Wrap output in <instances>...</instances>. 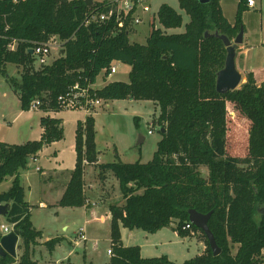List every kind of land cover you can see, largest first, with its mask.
<instances>
[{
	"label": "trees",
	"instance_id": "16d2710c",
	"mask_svg": "<svg viewBox=\"0 0 264 264\" xmlns=\"http://www.w3.org/2000/svg\"><path fill=\"white\" fill-rule=\"evenodd\" d=\"M108 2L88 6L84 0H25L0 6L8 25L5 30L0 18V35L5 37L0 39V73L7 64L22 67L20 79L9 80L22 110H29L34 100L44 111L61 110L58 95L75 83H95L114 61L130 66L128 81L108 82L95 90L96 97L146 100L159 107L156 122L161 139L150 161L123 163L115 156L114 161L98 165L113 173L121 193V199L108 206L112 253L108 264L264 263V209H259L264 205V70L248 71L238 89L226 93L215 89L216 72L224 65L226 51L213 34L230 39L238 33L246 0H239L233 24L223 16L219 0L205 4L178 0L189 17L179 33L167 29L180 28L182 15L163 3L156 12L161 28L151 24L144 44L131 43L129 30H119L112 22L89 19L85 23L89 15L107 12ZM53 36L63 43V55L34 69L36 58L30 49ZM12 39L17 40L13 52L6 48ZM227 104L237 119L246 120L244 157L227 149ZM40 125L38 140L0 142V183L12 177L9 189L0 193V204L9 205L5 220L20 239L17 257L0 255V264H36L30 247L41 232L31 223L19 173L29 157L61 140L64 133L58 118L42 116ZM75 152V167L58 202L62 207L85 203L84 165L97 159L91 115L77 123ZM201 167L207 169L206 176ZM190 209L212 212L208 226L220 248L218 255L212 254L203 231L192 223L191 229L204 235L206 248L183 262L166 255L141 257L138 246H122L120 227L154 233L172 226L178 235H188L189 230L181 227L189 222ZM58 241L48 240L47 248L51 250ZM234 244L238 246L233 253Z\"/></svg>",
	"mask_w": 264,
	"mask_h": 264
},
{
	"label": "rangeland",
	"instance_id": "374dc122",
	"mask_svg": "<svg viewBox=\"0 0 264 264\" xmlns=\"http://www.w3.org/2000/svg\"><path fill=\"white\" fill-rule=\"evenodd\" d=\"M94 2H107L113 0H93ZM222 5V11L225 17L232 23L235 22L238 9V0H220ZM256 5L254 8L247 6L245 10L241 12V25L243 27V39L244 46L248 48L249 58L247 61H253L258 67L264 68V0H255ZM166 3L173 7L177 12L182 15L183 22L180 28H177L168 33H179L184 31V24L188 22L189 17L185 12L180 9L178 0H144V4L149 6V11H142L140 8L136 11V16L140 19V22L133 26L128 34V39L131 43L144 44L149 32L151 30V24L156 28H161L157 21L156 12L160 4ZM237 33L230 37L233 41ZM59 44H63L58 39ZM62 48L57 49V54H51V57L62 56ZM237 56L235 58L236 67H241L242 62L240 54L238 53L242 44L237 46ZM239 54V55H238ZM247 57V55H246ZM113 64L116 67V73L113 74L107 81L111 79H119V81H128V74L130 66L123 64L119 61H114ZM239 65V66H238ZM40 66L35 61L33 68L38 69ZM242 73L241 84L246 81L245 70H240ZM22 73V67L14 64H7L5 66V72L0 73V142L8 144H23L26 141L38 140L40 136V117L45 114L41 108H29V110H22L19 105L17 95L11 89L10 81H6V78L10 80H19ZM7 75V77H6ZM106 81V80H105ZM103 73L101 72L97 76V80L94 83V88H101L104 85ZM239 85V87L241 86ZM107 100L101 99V105L98 107H92L90 112L87 113L94 117L95 128V144L96 150L99 152L98 156L101 162L114 161L117 155L123 163H134L139 161L140 163H147L152 159L153 153L157 148V142L161 139V133L159 132L160 126L156 120L159 115V107L156 103L143 100H116L115 103H106ZM228 119H227V144L228 152L238 154L244 157L245 152V139L247 136L246 120L243 118L237 119L232 107L227 104ZM63 121V138L55 143L50 144L44 148V155L42 154L35 161L30 157L27 160V169L24 170L22 183L26 187V199L32 205L31 222L37 230H42L44 234L51 237H56L61 240L63 246L70 247V240L73 239V231L79 226L83 225L84 218L76 212L64 213L59 215V218L53 220L49 216V209H41L38 207L37 190L28 192V184L34 187V183L39 178V173L36 171L37 166L49 168L53 163L49 161L46 155L58 157L63 165L69 166L74 160V151L72 145L75 140V128L76 121H82L86 112L81 109H61L58 114ZM151 130V133H148ZM139 135L144 137L143 142L138 143ZM56 152V155H54ZM117 157V158H118ZM36 168V169H35ZM203 175L206 176L207 169L200 168ZM97 178V174L93 176ZM86 178L91 179L90 171L86 173ZM109 181L106 185L110 191V197L112 202H117L121 199V193L118 188V181L116 182L114 176L109 175ZM95 179L93 181H95ZM87 180V181H88ZM96 182V181H95ZM91 183V182H90ZM116 184V185H115ZM11 182L9 180L2 181L0 183V193L9 189ZM89 186V184H88ZM91 188V193L88 195L96 194ZM33 190V189H32ZM99 203V202H98ZM96 207L99 210H103L104 205ZM103 203V202H101ZM104 204V203H103ZM260 210L264 209V205L260 206ZM1 224V222H0ZM137 237L135 242H140L143 239V234L150 237L151 234L143 230L136 229ZM197 237L200 238L205 244V237L200 231ZM191 231H188L190 234ZM96 235L95 233L92 236ZM58 236V237H57ZM61 237H64L61 238ZM180 236L175 238L171 227L162 228L158 233L156 239L161 242L159 244V250L155 253H164L167 257L175 262H183L196 253L201 254L200 245L194 237L191 240L188 237L183 238ZM36 243L31 245L30 250L37 245ZM54 239V238H52ZM94 241V240H93ZM131 240H128L130 243ZM132 242L131 243H135ZM46 245V242H44ZM89 251H92L96 261L102 263L108 258L107 254V242L106 240H99L88 243ZM237 244L232 245V252L234 253L237 248ZM47 247V245H46ZM32 251V250H31ZM47 253H41L36 258L43 260ZM83 250L77 249V252L72 253L73 258H78L79 261L82 258ZM41 257H43L41 259ZM264 264V263H262Z\"/></svg>",
	"mask_w": 264,
	"mask_h": 264
},
{
	"label": "crops",
	"instance_id": "0c3cea01",
	"mask_svg": "<svg viewBox=\"0 0 264 264\" xmlns=\"http://www.w3.org/2000/svg\"><path fill=\"white\" fill-rule=\"evenodd\" d=\"M220 2H222V1L219 0V4H220L221 10H222V6H221L222 4ZM238 2H239V0H238ZM255 5H256V2L254 4V7H255ZM254 7H252V8H254ZM222 14L225 17L223 11H222ZM226 20L229 23L233 24L227 18H226ZM132 28H133V26H132ZM131 29H130V31H131ZM172 30H175V29H167V32L172 31ZM243 38L244 37L242 36V43H241L242 48L238 52L240 54V59H241L242 65H241V67H236L237 70L240 73H241L240 70H245V74L248 71H255L256 72V71L264 70L263 67L256 66L253 61H247L246 58H249L250 53L248 51V48H246V46H244V44H243V42H244ZM60 47H62L61 44L52 48L51 54L52 53H53V55H54V53L57 54V49H59ZM237 50H238V48H237ZM51 54L48 57V61H47L48 64H51L55 59L59 58L58 56L51 57ZM246 55H247V57H246ZM236 56H237V53H236ZM111 76H109V77H111ZM6 77H7V75H6ZM109 77L107 78L105 75H103V81L105 82L104 85L107 84L108 82L119 81V79H111V80L107 81V79H109ZM9 80L10 79L6 78V81L9 82ZM96 80H97V78H96ZM123 82H127V81H123ZM17 98H18V96H17ZM120 100L132 101L134 99L128 98V99H120ZM143 101H146V100H143ZM115 102H116V100H107L106 101V103H110V104H113ZM60 111L61 110H55V111L46 110V111H44L45 114L43 116L48 115V116L53 117V118H58L61 120L62 126H63L62 118L58 116ZM87 115L88 114L86 113L85 118L87 117ZM85 118L82 121L77 120L76 126H77L78 122H83L85 120ZM75 130H76V128H75ZM41 133H42V127L40 125V135H41ZM39 138H40V136H39ZM139 139H141V141L143 142L144 137L139 135ZM58 141H60V140H58ZM58 141H54L52 143H55ZM52 143H50V144H52ZM50 144H47L46 146H49ZM46 146H44L39 152H37L34 156H31L30 158L35 161L38 157H40L44 153V148ZM72 150L74 151L75 157H74L73 162L69 166L63 165L62 161L58 157L46 155V157L48 159L50 157H53L52 160L49 159V161L51 163H53V165H51L49 168L37 166L36 167L37 169L36 168L35 169L39 173V178L34 183V187L29 185V184L27 187H28L29 193H32V191L37 190L38 207L41 209H49L50 210L49 216L53 220H55L56 218H59L60 214L63 215L64 213L76 212L79 215L83 216L84 222H83V225L79 226V228H76L73 231V239L70 240V242H69L70 247H66V246L61 245L62 242H61V240H59L52 247V249L49 250L46 247V245L44 244V242H47L48 240H50L52 238H56V237H51L49 235L44 234V232L42 230H38L41 232V236H40V238H38L37 245H35L31 249L32 250L31 251V258H32V260H34L36 262V264H108L110 256H111L110 254L107 253L108 258H106V260L104 262L98 263L96 261L94 255H93L92 251H89V245H88V243L94 242L96 240L97 241L106 240L107 249H108L110 247V244H111V238H110L111 214H110V211L108 208L109 204L112 203L111 197H110L111 194L109 192L110 191L109 189H111V188L108 187V190H107L106 185L109 181L108 177H109L110 173H111V175H113V173L111 171L100 170L98 168L99 164L107 163V162H101L100 161L99 156H98L99 155L98 151H97L96 161L93 163H88V164L84 165L83 193L85 196V203L82 206H78V207H62V206L58 205V202L61 199V197H62V195H63V193L67 187V184L69 182L70 172L75 167V162H76L75 140H74V143L72 145ZM54 155H56V152H54ZM118 159H119V157H118ZM109 162H112V161H109ZM129 163H131V162H129ZM25 169H27V165H26ZM25 169L20 171L19 179L20 178L22 179L23 172ZM88 170L90 171V177H91L90 180H88L86 178V173L88 172ZM94 174L95 175L97 174L96 179L93 177ZM94 179L96 182L93 181ZM114 179H116L115 176H114ZM6 180H9L11 182L12 177H7L4 181H6ZM115 181L117 182V179ZM20 183H21L23 190H24V201L29 206V213H30V218H31L32 205L26 199V192L27 191H26V187L22 183V180H20ZM88 184H89V186H88ZM90 186H92V190H94L96 192V194H91L89 196L88 192L91 193V190H90L91 188H88V187H90ZM2 192H4V191H2ZM101 202H103L104 204ZM97 203L101 207H102V205H104L103 207H105V208L103 210H99L98 207H96ZM0 222H1V224L8 225L10 228H12V225L8 224L6 222L5 216L0 215ZM33 227H34V225H33ZM169 227H171L175 238L180 237V235H178V233L173 230L172 226H169ZM81 228L84 229V235L86 237L85 240H82L80 238L79 233H80ZM163 228H166V227H163ZM34 229L37 230V228H35V227H34ZM135 230L136 229L129 230L127 228L120 227V242H121L122 246H138L141 257H156V256L166 255L164 253H155V252H157V250H159V244L161 243L156 239V237H158V233L162 230V228L157 230L154 233H150L151 234L150 237H147L145 234H143L144 235L143 239L140 242L134 241L135 238L137 237ZM94 233L96 235L92 236V234H94ZM0 234L2 235L1 230H0ZM197 234H198V232L191 231L190 234L184 236L183 238L188 237V239L191 240V238L194 237L195 240L197 241L198 245H200V248H201L200 252L202 254L205 250V244H204V242H202L200 240V238L197 237ZM61 238L64 239V237H61ZM128 240H131V242L133 240V242H135V243H131V242L128 243ZM19 241H20V239L18 238L17 245H16V257L20 253V250H18V248H17ZM80 248L83 250V254H82L81 260L79 261L78 258H73L71 255L73 252H77V249L80 250ZM44 252L47 254H46V256H44L43 260L36 258L37 255L44 253ZM196 255H200V254L196 253L194 256H196ZM42 258L43 257H41V259Z\"/></svg>",
	"mask_w": 264,
	"mask_h": 264
},
{
	"label": "built area",
	"instance_id": "2783aa9c",
	"mask_svg": "<svg viewBox=\"0 0 264 264\" xmlns=\"http://www.w3.org/2000/svg\"><path fill=\"white\" fill-rule=\"evenodd\" d=\"M22 1L25 0H0V6L4 3H9L12 6H15ZM247 7H254L255 0H246ZM107 8V12L99 13V14H91L86 17L85 23L89 21V19L98 20L100 23H109L112 22L116 25L119 30L126 29L130 32L132 26L138 24L140 19L135 15L138 8L142 11H149V7L147 4H144V0H113L109 1ZM0 18L2 22L5 24V30L8 28L6 23V14L0 13ZM84 23V24H85ZM86 25V24H85ZM0 39H5L3 35H0ZM60 45L58 42V38L53 36L50 37L47 41L35 44L30 50H32V54L35 56L37 63L39 66L48 65V57L51 54L52 48ZM17 47V40L12 39L10 40L6 48L9 51H15ZM116 72V67L111 63L108 71H102L103 75L107 78ZM106 73V74H105ZM94 83H88L85 86H81L79 83H75L72 86L68 87V89L58 95L57 97V104L59 109H81L86 113L90 112L92 107H98L101 105V99L96 97ZM40 102L38 100H34L30 104V108H39ZM151 130H148V133H151ZM182 230H189L191 229V222H186L182 227ZM0 230L2 235L10 232L12 228L8 225L1 224ZM80 238L85 240L86 237L84 235V229H80ZM108 254L111 253V249L107 250Z\"/></svg>",
	"mask_w": 264,
	"mask_h": 264
},
{
	"label": "water",
	"instance_id": "95a60500",
	"mask_svg": "<svg viewBox=\"0 0 264 264\" xmlns=\"http://www.w3.org/2000/svg\"><path fill=\"white\" fill-rule=\"evenodd\" d=\"M198 1L201 4L209 2V0ZM84 2L88 6L94 3L93 0H84ZM205 36H207V33H205ZM213 36L222 41L226 51L224 65L216 72L215 89L219 93H226L228 91L238 89L242 81V74L236 68L235 58L237 46L242 43L243 27H239V31L233 41H231L226 35L219 34L218 32H215ZM30 53H32V50H30ZM161 131L163 132L164 129L162 128ZM140 142H142L141 139L138 140V143ZM8 208V204H0V215L5 216L7 214ZM211 213L212 212L210 211L202 214L197 212L195 209H190L188 211V220L194 226L203 231L212 254L216 256L220 253V248L217 246L214 235L208 226V220ZM18 238V235L13 230L1 235L0 255L4 256L8 254L10 256L16 257V245Z\"/></svg>",
	"mask_w": 264,
	"mask_h": 264
}]
</instances>
